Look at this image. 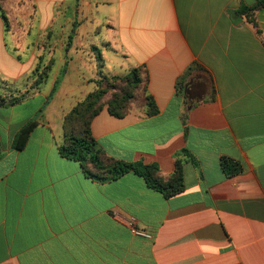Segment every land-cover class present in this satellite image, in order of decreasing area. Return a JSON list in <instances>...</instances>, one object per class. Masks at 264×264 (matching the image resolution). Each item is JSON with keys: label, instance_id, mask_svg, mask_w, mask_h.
<instances>
[{"label": "crops", "instance_id": "1", "mask_svg": "<svg viewBox=\"0 0 264 264\" xmlns=\"http://www.w3.org/2000/svg\"><path fill=\"white\" fill-rule=\"evenodd\" d=\"M256 1L1 0L12 77H0L49 71L31 97L0 106V264H264V9L254 22L235 14ZM138 66L158 112L104 107L90 130L106 157L164 178L180 160L184 190L169 198L132 172L91 178L58 152L64 115L99 74ZM223 158L241 171L227 175Z\"/></svg>", "mask_w": 264, "mask_h": 264}, {"label": "trees", "instance_id": "2", "mask_svg": "<svg viewBox=\"0 0 264 264\" xmlns=\"http://www.w3.org/2000/svg\"><path fill=\"white\" fill-rule=\"evenodd\" d=\"M261 8L264 9V0H257L251 6H241L235 11V14L239 16L245 15L251 22H254L252 17L253 12ZM0 11L4 24L7 26L8 23L1 8V0ZM96 58L99 64H102V59L99 54L96 55ZM48 71L49 66L45 68L43 76H40V81L35 83L37 88L47 78ZM34 73L35 71L32 72V74ZM119 78L125 81L130 90L121 93L114 92L110 97L102 101V97L109 88L115 89L113 85H104V81L109 80V78L102 76L94 82L95 86L93 90L88 92L81 100L77 101L64 115L62 122L63 139L62 143L58 146V152L62 157L79 162L85 175L96 180H114L125 173L132 172L142 177L149 188L161 193L165 198L172 197L184 190L182 162L180 160L175 162L173 173L169 177L164 178L161 176L156 164H145L140 161H117L106 157L96 147V142L91 134L90 124L95 115L104 107H106L111 115L123 117L132 107L131 101L134 98L135 92L142 90L144 92V105L146 107L145 114L151 116L158 112L155 101L146 88L148 76L144 67L138 66L131 68L123 75H113L111 77V79L115 80ZM182 80L177 82V88L179 90L182 89ZM57 83L52 88L47 97V101L56 90ZM19 100L20 97L9 98L8 100L6 98H0V106H11L19 103ZM35 125L36 122L34 120H29L16 132L12 142L15 149H22L25 146L29 134ZM183 152H186V150H183ZM221 166L227 175L241 171L240 164L229 159L223 158Z\"/></svg>", "mask_w": 264, "mask_h": 264}, {"label": "rangeland", "instance_id": "3", "mask_svg": "<svg viewBox=\"0 0 264 264\" xmlns=\"http://www.w3.org/2000/svg\"><path fill=\"white\" fill-rule=\"evenodd\" d=\"M0 26H1V23H0ZM97 62H99V61L97 60ZM47 63L48 62L40 63L39 65H37L38 66L37 69L35 67L31 71V72L35 71L34 74L30 73L29 75L25 76L24 78H22L19 81L2 79V77H0V98H2V99L6 98V100H8L9 98L20 97L19 101L21 102V101L31 97L34 93H36L37 89L39 88V86L37 88L35 83L40 81L39 78H40V76H43L45 68L48 66ZM11 71H12L11 68L7 66L5 60L0 58V76L12 77V75L10 74ZM102 76L105 78L106 77L109 78V80L104 81V85H106V84L110 85V86L113 85L115 88V89L109 88L107 90L106 94L102 97V101L105 100L106 98L110 97L114 92H120L121 93L123 91L130 90V88L128 87V85L125 83L124 80H120V78L117 80L111 79V77L113 75L99 74V76L96 80H98ZM116 76H118V75H116ZM144 102H145L144 101V92L142 90L136 91L134 94V98L131 101V103H132L131 106H135L145 113L146 107L144 105Z\"/></svg>", "mask_w": 264, "mask_h": 264}, {"label": "built area", "instance_id": "4", "mask_svg": "<svg viewBox=\"0 0 264 264\" xmlns=\"http://www.w3.org/2000/svg\"><path fill=\"white\" fill-rule=\"evenodd\" d=\"M130 224L133 226V220H130ZM133 231H134L135 234H138V235L143 234V232H141V231H139V230H137L135 228H133Z\"/></svg>", "mask_w": 264, "mask_h": 264}]
</instances>
